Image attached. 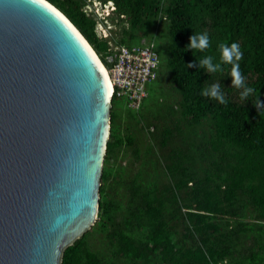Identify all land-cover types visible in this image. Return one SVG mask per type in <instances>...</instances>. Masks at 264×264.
I'll return each instance as SVG.
<instances>
[{
    "label": "trees",
    "instance_id": "16d2710c",
    "mask_svg": "<svg viewBox=\"0 0 264 264\" xmlns=\"http://www.w3.org/2000/svg\"><path fill=\"white\" fill-rule=\"evenodd\" d=\"M46 1L103 59L107 43L97 38L95 21L83 11L86 0ZM111 1L126 16L120 25H128L118 31L117 44L136 43L137 33L151 36L154 24L167 21L170 40L165 64L179 94L175 108L180 116L161 134L151 133L161 149L174 136L180 146L170 145L164 159L152 151L145 153L149 181L143 183L140 170L133 178L128 176L121 198L124 210L117 214L119 204L113 198L117 196L105 192L112 175L108 163L115 148L121 143L131 147L134 141L118 138L110 112L95 225L104 234L111 256H98L88 248V230L65 248L61 264H264V111L254 104L256 95L264 103V0ZM203 32L209 35L210 47L203 52L188 49L189 37ZM232 42L243 52L238 63L245 83L257 90L247 100H241L242 89L231 84L230 64L215 73L199 66L206 55L220 62L219 45ZM214 83L220 84L226 104L201 95ZM197 126L203 128L199 134ZM133 154L135 164L140 160L138 148ZM196 156L201 168L193 167ZM206 156L212 160L207 162ZM176 220L182 224L181 237L174 229ZM231 221L235 223L230 225ZM195 234L199 236L190 245L188 235Z\"/></svg>",
    "mask_w": 264,
    "mask_h": 264
},
{
    "label": "water",
    "instance_id": "95a60500",
    "mask_svg": "<svg viewBox=\"0 0 264 264\" xmlns=\"http://www.w3.org/2000/svg\"><path fill=\"white\" fill-rule=\"evenodd\" d=\"M92 53L46 0H0V264H61L96 222L111 86Z\"/></svg>",
    "mask_w": 264,
    "mask_h": 264
},
{
    "label": "rangeland",
    "instance_id": "374dc122",
    "mask_svg": "<svg viewBox=\"0 0 264 264\" xmlns=\"http://www.w3.org/2000/svg\"><path fill=\"white\" fill-rule=\"evenodd\" d=\"M167 21L161 20L159 25L154 24L151 28V36H147L144 33H137L136 39L144 38L148 43L152 42L156 46L162 68L160 67L161 76L152 84L147 85V97L143 100L141 108L138 111H131L127 108L123 100L116 101L113 100L111 113L115 118L116 124L115 129L117 131L118 138L122 140L129 137L134 141L133 146L128 147L124 144H120L118 148L114 149L111 159L108 163L109 168L112 169V175L110 177V183L106 186L105 192L110 193V195L117 196L113 197L116 199L115 210L117 214L124 210V201L121 198H125L124 192L128 184V176H132L135 170H140L142 173L140 177L143 183L149 181L148 177L145 175V170L149 169L148 165L144 167L143 159L145 158V153L147 151H152L154 155L162 156L168 154L171 146L177 145L180 140H177V136H174L172 141H168L165 149L160 148V142L158 137L152 135V131H157L160 134L165 126L171 125V123L176 122L180 116L178 110L176 109V102L179 99V94L175 85H171V80L169 78V72L166 68L165 60L168 57L167 49L170 40V36L167 33ZM127 25V24H126ZM120 30V27L116 25L114 27L115 33ZM130 44V43H127ZM127 44H121L125 47L129 46ZM102 54V53H101ZM176 107V108H175ZM172 108V109H171ZM171 116H168L169 114ZM174 119L173 121H170ZM197 134L202 132V127L197 126ZM172 129V127L170 126ZM185 132L188 134L189 139L193 137L190 135V130L185 128ZM180 146V144H178ZM138 148L140 154V160L134 164V154L133 148ZM207 162L212 160V157L206 156ZM202 162L196 156V161H194L195 168H201ZM132 165V166H131ZM148 167V168H147ZM127 182V183H126ZM248 209L245 210V212ZM98 217L96 218V221ZM235 222L231 221V224ZM174 229L177 232L178 237L183 235V228L180 221L173 222ZM195 234L193 237L188 235V243L191 245L194 240L193 238L198 237ZM86 244L88 248L96 253L98 256L108 258L111 256V252L108 248V244L104 240V234L100 231L99 227L95 223L90 227L89 233L86 237ZM209 245V243H207Z\"/></svg>",
    "mask_w": 264,
    "mask_h": 264
},
{
    "label": "built area",
    "instance_id": "2783aa9c",
    "mask_svg": "<svg viewBox=\"0 0 264 264\" xmlns=\"http://www.w3.org/2000/svg\"><path fill=\"white\" fill-rule=\"evenodd\" d=\"M91 8L96 10V6ZM91 8L87 6L85 12L97 19L104 17L102 11L94 15ZM119 18L125 19L126 16L120 14ZM112 27L113 25L104 26L98 22L95 28L98 38L108 43L104 50L103 63L111 86V98L116 101L123 100L131 111H138L148 95L147 85L153 83L158 76L159 56L154 44L146 40L127 47L116 44L109 30Z\"/></svg>",
    "mask_w": 264,
    "mask_h": 264
},
{
    "label": "clouds",
    "instance_id": "9594fccd",
    "mask_svg": "<svg viewBox=\"0 0 264 264\" xmlns=\"http://www.w3.org/2000/svg\"><path fill=\"white\" fill-rule=\"evenodd\" d=\"M87 6H90V8H91V6H96V10L94 8H91V9H93L92 11L94 12V15H97V13L99 11H102L104 17H100L97 19L96 16L89 15L88 13L85 12V8ZM83 11L86 13V15L88 17H91L95 21L94 32H95L97 38H98V35L95 31V28H96L98 22L103 23L104 26L113 25V27L109 30L112 33V38H113L114 42H115V38H116L117 33H118V32L115 33L114 27L116 25H118L120 28L121 27H125V28L128 27V25H126V23H122L120 25V21L125 20L126 18L125 19L119 18L120 13L117 12V8L111 0H106V1H103V0H86L85 4L83 5ZM121 15H123V14H121ZM115 19H117V22L115 21ZM120 19H122V20H120ZM81 36H82V34H81ZM142 40H145V39L142 38L138 42L132 43L129 46L138 44ZM102 41L107 43V41H105V40H102ZM88 45H89V43H88ZM154 46H155V44H154ZM186 46L188 49H191V50L196 49V50H200L201 52H203L205 49L210 47V39H209L208 33L203 32V33L192 34L189 37V43ZM107 47H108V43H107ZM219 49H220V53H221L220 62L214 63L213 57L211 55H206L202 59L199 60V66L206 68L208 72L215 73V72L223 71V65L230 64L231 65V69H230L231 84L236 86V88H238V89H242V91H240V93H239L240 99L241 100H247L257 90L253 87L248 86L245 83V77L241 74L240 64L238 62L242 59L243 52L241 51L240 45L236 42H232L230 45L221 43L219 45ZM92 50H93V48H92ZM155 50H156V46H155ZM94 53L104 68L105 65L103 63V59H101L96 54L95 51H94ZM103 56H104V53H103ZM160 67L162 68L161 61L159 58V71H158V76H157L156 80L161 76L162 71L160 70ZM169 78H170V75H169ZM171 85H173V84L171 83ZM201 95L206 96V97L215 98L221 104L227 103V101L225 99L224 92L221 90V86L219 83H214V84L210 85L209 87L204 88L201 92ZM110 103H111V107H112V98L110 100ZM254 104L257 107L259 112L264 111V103L259 101L258 95L255 96Z\"/></svg>",
    "mask_w": 264,
    "mask_h": 264
},
{
    "label": "bare ground",
    "instance_id": "6f19581e",
    "mask_svg": "<svg viewBox=\"0 0 264 264\" xmlns=\"http://www.w3.org/2000/svg\"><path fill=\"white\" fill-rule=\"evenodd\" d=\"M93 54V56L95 55L94 53H92ZM94 57H96V56H94ZM96 60H97V57L95 58ZM105 72V71H104ZM107 80V79H106Z\"/></svg>",
    "mask_w": 264,
    "mask_h": 264
},
{
    "label": "snow or ice",
    "instance_id": "6c2138e0",
    "mask_svg": "<svg viewBox=\"0 0 264 264\" xmlns=\"http://www.w3.org/2000/svg\"><path fill=\"white\" fill-rule=\"evenodd\" d=\"M41 2H43V0H41ZM57 15H59V13H57Z\"/></svg>",
    "mask_w": 264,
    "mask_h": 264
}]
</instances>
